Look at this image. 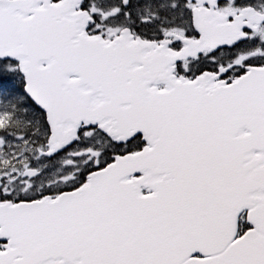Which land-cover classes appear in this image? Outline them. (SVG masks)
<instances>
[{
	"label": "snow or ice",
	"instance_id": "obj_1",
	"mask_svg": "<svg viewBox=\"0 0 264 264\" xmlns=\"http://www.w3.org/2000/svg\"><path fill=\"white\" fill-rule=\"evenodd\" d=\"M0 264H264V0H0Z\"/></svg>",
	"mask_w": 264,
	"mask_h": 264
}]
</instances>
